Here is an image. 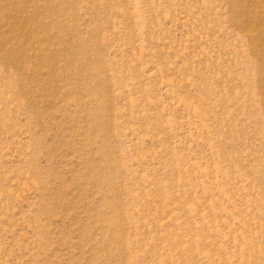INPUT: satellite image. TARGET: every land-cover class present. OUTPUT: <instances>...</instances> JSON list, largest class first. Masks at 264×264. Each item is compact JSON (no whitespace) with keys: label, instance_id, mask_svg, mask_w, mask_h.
<instances>
[{"label":"rangeland","instance_id":"1","mask_svg":"<svg viewBox=\"0 0 264 264\" xmlns=\"http://www.w3.org/2000/svg\"><path fill=\"white\" fill-rule=\"evenodd\" d=\"M0 264H264V0H0Z\"/></svg>","mask_w":264,"mask_h":264}]
</instances>
